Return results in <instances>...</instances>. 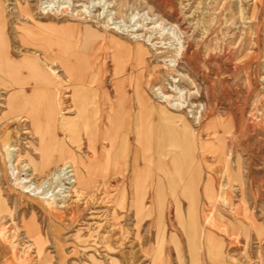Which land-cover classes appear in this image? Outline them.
<instances>
[{"label":"rangeland","instance_id":"rangeland-1","mask_svg":"<svg viewBox=\"0 0 264 264\" xmlns=\"http://www.w3.org/2000/svg\"><path fill=\"white\" fill-rule=\"evenodd\" d=\"M5 46L17 64L0 62V226L8 236L0 264H264V0H0ZM21 78L39 97L34 112L49 124L45 133L6 109ZM76 82L114 139L119 127L103 114L109 104L117 112L123 94L126 168L87 160L71 102ZM139 111L142 161L134 158ZM61 141L79 182L68 184L60 165L32 171L41 144L57 158ZM144 165L139 211L135 171ZM69 208L81 209L77 223L47 222L52 209ZM29 220L41 229L39 247L25 233Z\"/></svg>","mask_w":264,"mask_h":264},{"label":"bare ground","instance_id":"bare-ground-1","mask_svg":"<svg viewBox=\"0 0 264 264\" xmlns=\"http://www.w3.org/2000/svg\"><path fill=\"white\" fill-rule=\"evenodd\" d=\"M1 60H6L9 63V66L12 68H14L17 64L16 61H14L13 58H11V56L8 52V48L6 46L3 49H0V62H1ZM22 66L27 71L28 70L30 71V68L28 66H24V65H22ZM19 67H21V66L19 65ZM3 78H4L3 77V70L0 67V86L4 87L5 83H4ZM27 78H21L19 88L16 91L12 90L11 92L8 93L7 99L5 100L4 104L6 105V109H7L8 113L14 114L13 117L16 115V116L20 117V119H22V121L29 120L31 122V125L34 126V131L36 133H38L41 129H43L44 130L43 132L45 133L48 131L47 127L49 124H46V122L39 121L40 119H38V120L36 119L34 110L36 109L35 106L38 102L37 99L39 97L36 99V98H34L36 95L34 94L33 91H30L29 93L26 91L25 86L29 84L28 82H26ZM91 80H92V77H89V79H88L89 84L92 82ZM6 82H8V81H6ZM78 83H80V82H76V84L72 85L71 102H72L73 109L76 111V119H78V121H79V123L75 124V126L76 127H78V126L82 127V130H83L82 134L87 138V140L90 144V146H89V152L90 153H89V156L87 157V160L90 161V163H94V165L98 166V165H101L100 159L102 158V161H104V162H107V163H109V162L110 163L120 162L125 167V163H126L125 159H126L128 151H129L128 150L129 149V134L131 131V129H130L131 126H130L129 120H128V116H130L129 110L126 108V106L122 102V100H124L123 94L119 95L120 99H121L120 103L118 102L119 99L116 100V102L120 104L119 108H117L118 111L114 112L113 104H109L108 108H107V110H108L107 113L105 112V114H103L105 116L104 118H106L108 120L110 125L112 124L116 127H119L117 136H115V139H114V137H112V134H113L112 130L107 128V129H104V131H103V129H102V131H100L99 124L98 123L96 124V122L94 121V118H95V116H97L99 114V111H97L96 108L94 110H92L90 108V105H91L94 97H91L86 92V90H85L86 88L81 84L78 85ZM9 84L11 85V83H9ZM39 92H40V90H39ZM38 95L39 94H37V96ZM46 96H48V95L46 94ZM53 97H54V95H53ZM53 97L51 96V99ZM108 97L109 96H107L106 93L103 94V96H102L103 103L107 104V101L109 99ZM164 98L167 99V97H164ZM48 99H50V96L48 97ZM49 102H51V100ZM45 103H46V101H45ZM50 104L51 103H49V105ZM119 104H117V105H119ZM53 105H54V103H53ZM51 107H53V106H51ZM51 107H45L44 106V109H43L44 114L42 113L43 114L42 117L50 118L52 116L50 114V112H48V110L49 111L51 110ZM139 118H140V111H139V115L137 117V121L134 124L135 132H136L137 136H140L139 139H137L138 146H137L135 156H134V158H136V161H138L140 158L142 161L143 156L141 157L139 152L143 151V149H144L143 145H142L143 140L141 138L144 128H143V124L141 123ZM41 135H43V134H41ZM8 141H9V137L6 134L4 136V143L6 144ZM104 142H107L106 147L104 146V144L102 146V143H104ZM97 143H98V145L96 146ZM49 147H52V146L49 144H46L45 142H43L41 144L40 148L44 150L45 155L44 154H41V156L39 155L40 156L39 162L35 165L32 164V171L35 172L37 176H42L43 174L46 175L47 173H49V171L51 170V168H50L51 166L60 165V166L66 167V169H67L66 174L68 176H66V174L64 176L67 177L66 179L69 182V183L67 182L68 184L79 182L80 178L82 177V173L75 166H73L71 164H70V166H68V162H69L68 160L69 159H68V155L65 151V148L63 146V142L61 141L60 153H59V156L57 158H52L50 155H48L46 153V151H48ZM98 148H101V150H102L100 153L97 150ZM160 148L161 147L158 146V150H160ZM50 154H52V153H50ZM175 157H176V154H175V152L173 153V151H172V154L170 155V164H169L170 165V167H169L170 168V174H171L170 177H171L172 183L175 182L176 175H177L176 174L177 173V170H176L177 161H176ZM60 166H59V168H60ZM158 168H160V165L158 166ZM148 170H149V167L144 165L141 167L139 166L137 168V170L135 171L134 195H135V205L137 206L139 211L144 208L143 207V200H144V196H145V187H144L143 183L146 181V178L143 176H145V174H147ZM60 172H62V171H60ZM59 175H60V173H59ZM59 175H58V177L54 176L56 178V180L60 178ZM97 175H98V173H97ZM71 177H74V179H70ZM87 179H88V177H87ZM129 181H130V179H129ZM57 182H58V180H57ZM85 188H86V186L84 187V189ZM48 189H49V187H48ZM186 189H189V188H186ZM40 198H42V197H40ZM43 199H44L43 201H45V198H43ZM46 200L48 201V199H46ZM53 203L55 205V202H53ZM53 203L50 205H53ZM51 207H50V209H51ZM85 209H86V206L84 207L83 212ZM0 210H1L2 214H4L5 212L7 213V211L4 208H2ZM80 210L77 208L76 209L69 208V209H66L64 211H60L59 209H57V210L55 209V211H54V209H52L53 212H49L47 215V222L50 223L53 227H55V223H59V222L66 221V220H69L71 222V224L77 223L81 219V216H82V211H80ZM95 212L96 211L91 210L90 214H92V213L95 214ZM32 218H34V217H32ZM91 218H93V217H90V219ZM2 219H4V215H2L1 220ZM193 225H194V222H192V228H193ZM38 226L29 220V222L25 224V227H26L25 233H26L27 237L30 239H33L34 243L36 245H38V247H39L43 244L44 241L42 239L41 229ZM193 234H194V228H193ZM191 236H192V238L194 237L193 235H191ZM1 237L4 240H6L8 238V236H6V233L4 232L3 226H0V242L2 241Z\"/></svg>","mask_w":264,"mask_h":264}]
</instances>
